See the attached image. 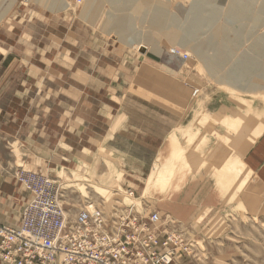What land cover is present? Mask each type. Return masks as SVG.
Returning <instances> with one entry per match:
<instances>
[{"label":"rangeland","instance_id":"rangeland-1","mask_svg":"<svg viewBox=\"0 0 264 264\" xmlns=\"http://www.w3.org/2000/svg\"><path fill=\"white\" fill-rule=\"evenodd\" d=\"M137 1L64 0L54 4L58 11L53 13L48 11L52 4L34 0H20L12 7L0 3V124L7 109V122L12 125L7 143H35L36 113L41 115L42 109L53 105L76 108L81 116L74 117L75 125L69 126L75 128L76 138L70 136L69 141L77 143L76 157L84 143H110L108 146L141 160L146 168L140 176H123L124 165L125 169L127 165L141 167L127 160L122 164L104 151L93 155L90 166L79 159L67 160L60 161L59 168L51 172L43 171L42 175L60 185L61 201L69 217L89 203L101 207L103 203L127 205L132 199L124 194L131 189L153 209L168 215L185 234L189 255L178 264H264V230L259 223L252 222L248 238L230 235L226 224L217 233V225L208 215L195 219V212L190 216L166 205L175 202L169 198L175 193L168 192L171 169L165 171L162 161H153L154 145L145 144L174 143L173 148L179 155L185 154L194 167L198 162L196 143L234 139L233 129L220 112L227 115L228 106L235 101L245 108L251 101H255V107L264 106L261 94L235 93L219 84L222 77L249 74L250 69L252 75L240 78L236 84L241 83L242 88L264 87V0H167L163 4V28L156 26L161 22L153 13V7L161 5L160 0H147L149 5L145 7L137 6ZM68 29L73 31L65 33ZM23 30L27 38L20 36ZM7 31L19 33L8 36ZM180 32L202 46L201 51L195 54L170 40L171 33ZM20 38L25 39L24 43ZM14 40L19 43L14 44ZM139 45L147 46L148 51L137 49ZM221 50L223 55H219ZM215 58L220 62L211 74L205 61ZM238 62L242 64L235 67ZM71 73L78 81L89 76L90 82L68 85L54 80L55 76L67 79ZM19 107L27 114L21 134L18 126L22 113L15 110ZM47 118L38 117L39 127L46 124ZM208 148V144H200L198 149L204 153L203 158L200 154L203 162L210 165L212 150ZM17 163L18 171L22 164ZM118 166L120 174H113ZM25 169L39 173L33 165ZM195 170L189 169L190 174L193 172L191 178ZM209 172L211 166H205L206 177ZM15 173V186L21 188ZM195 199L192 192L190 203ZM182 213L187 215L185 219L179 218ZM17 225L3 224L11 228Z\"/></svg>","mask_w":264,"mask_h":264},{"label":"crops","instance_id":"crops-1","mask_svg":"<svg viewBox=\"0 0 264 264\" xmlns=\"http://www.w3.org/2000/svg\"><path fill=\"white\" fill-rule=\"evenodd\" d=\"M19 1L0 0V3L8 4L12 7L13 4H18ZM34 1L41 4H52V9H48L51 13L54 10L58 11V7H55L54 4L59 5L64 2V0ZM7 10L8 14L9 11ZM70 30L72 29H68L65 33H71ZM16 32L8 34L9 32L7 31L5 34L8 36H18L19 31ZM48 34L50 35V33ZM26 35V30H23L20 34L21 37ZM19 40L21 43H24L25 39L20 38ZM18 43V41L14 40V44L17 45ZM7 50H11V48L7 47ZM68 67L70 68L71 66L69 65ZM68 75L67 79H64V76L62 79H57L59 76H55L54 80L65 82L68 85L90 82L89 76L83 77L82 80L78 81L72 73ZM92 80L98 83L97 79ZM75 90L76 88L73 87L72 91L75 92ZM85 103L90 105L88 100ZM250 103L251 106L249 105L245 108L235 101V103H232L233 106H228L230 109L227 115L226 112H220V114L224 115L223 117H225L228 126L233 129L234 139L229 141L227 137H224L222 139L224 143L221 141L220 143H196L195 158L198 162L194 164V167L189 162L190 160L185 157V154L179 155L178 151L173 148L174 143H145L149 147L151 146L150 144L154 145V149L152 150L154 151L153 161L157 160V163L162 161L165 171L171 169V188H168V192L175 193L169 197L170 200L175 202L166 204L170 209L174 211L180 209L184 213H187V215L189 213L190 216L192 212H195V219L208 215L212 223L217 225V233L224 228L221 225L226 224V230L230 235L243 234L244 238L249 237L252 222L259 223L262 231L264 230V106L255 107V101H251ZM15 110L22 113L18 126V132L21 134L23 133L22 127L27 114L26 111H21V107ZM40 113L42 116H47L48 118L46 124H42L39 127L38 117L41 115L38 112L36 113L35 143H7V139H10L7 131H11L12 125L7 122V109L2 113L4 122L0 124V140L4 142L0 143V225L19 223L21 213L19 208L21 207L22 209L23 201L27 200L25 191L15 186L13 174L17 170V162L22 164V166H19L24 170L33 165V168L41 174L43 171L51 172L59 168L60 163L67 160L75 161L79 159L84 166H90L93 155L98 156V153L106 151L111 157H115L117 160L120 159L122 164L127 160L132 165L138 163L141 167L134 169L127 165V169H125V165H122L121 174L123 176L136 177L144 173L146 165L141 160L131 155L123 154L121 150L115 149L112 146H108L110 143H84L82 152L78 154L79 157H76L75 145L77 143H70L69 141L71 139L70 136L72 140L75 137V128L71 129L69 126L70 124L75 125L74 117L81 114V112L78 113L76 111V108L71 109L65 105L58 107L53 105L52 108L42 109ZM71 116L73 118L70 119ZM228 141L229 143H225ZM93 144L95 145L93 146ZM200 144H208V149L212 150L210 165L207 161H205V164L202 160L204 153L199 152L198 148ZM96 145L98 146L96 147ZM15 151L18 152L17 156L15 155ZM71 152H74V154ZM119 166L115 168L113 174H120L121 167ZM201 166L202 171L200 172ZM205 166L208 168L211 166V172L207 173V177L204 173ZM191 168L196 169L192 178L190 176L193 172L189 173V169ZM172 170L174 171L172 172ZM162 179L163 177L160 181ZM186 183L188 184L187 187ZM192 192L196 194L194 203H190L189 200ZM179 194L182 195L181 198ZM149 198L153 199L152 197ZM184 213L179 218L185 219L184 217L187 215ZM15 217L16 219L14 220ZM203 222L205 221L203 220ZM229 237L232 238L231 236ZM0 264L2 263L0 262Z\"/></svg>","mask_w":264,"mask_h":264},{"label":"built area","instance_id":"built-area-1","mask_svg":"<svg viewBox=\"0 0 264 264\" xmlns=\"http://www.w3.org/2000/svg\"><path fill=\"white\" fill-rule=\"evenodd\" d=\"M14 176L27 200L16 227L0 225L2 264H178L189 255L179 226L131 189L127 205L89 203L69 217L55 180L23 168Z\"/></svg>","mask_w":264,"mask_h":264},{"label":"bare ground","instance_id":"bare-ground-1","mask_svg":"<svg viewBox=\"0 0 264 264\" xmlns=\"http://www.w3.org/2000/svg\"><path fill=\"white\" fill-rule=\"evenodd\" d=\"M165 1H167V0H160L159 2H161V5H159L157 8L153 7V13L155 14L154 17L161 22L160 24H157L156 26H161L162 28L164 26V23H162V22H164L166 20L165 11H164V5H163ZM148 5H149V1H147V0H141V1L139 0V1H137V6H144L145 7V6H148ZM66 7L67 6L64 3L62 8L65 9ZM170 20H172V19H170ZM186 37H185L184 33L180 32V33H171L169 38H170V40L172 42L178 43V44L184 46L185 48L191 49L195 54L197 52H200L201 49H202V46H200L198 44H193V42L191 40H189L188 38H186ZM137 49H143L144 51L145 50L148 51V47L145 46V45H139ZM137 49H136V51H137ZM223 49H225V48L223 47ZM219 55H223V51L222 50H221V53ZM220 58H221V56H220ZM248 58H249L248 61H250L252 63H255L254 61H252V60H255L254 58H252V57H248ZM213 61H214V63H213ZM213 61H205V64H206L205 67L207 68V70L209 72H211V74L215 73V68L218 67L220 59L219 58H215ZM241 64H242V62L235 63V67H238V65H241ZM253 66H254V64H253ZM239 74L236 75V76L232 75L231 78H229L230 76L222 77V78L219 79V84L223 85V86H226L229 90L234 91L236 93H250V94H253V95L262 94L264 96V92L261 91V90H264V87L258 88V86L254 85V86H249L248 88L246 86H245L246 88L245 87L242 88L241 87L242 86L241 83L236 84L237 82L240 81V78H244L245 79V78H249L252 75L250 69H249V74H247V73L246 74L244 73V75L242 73H239ZM234 84H236L238 87H236V85L233 86ZM103 204H105V203H103ZM95 206L96 207H101L99 205H95ZM83 207L81 209H83ZM81 209H79V210H81Z\"/></svg>","mask_w":264,"mask_h":264}]
</instances>
